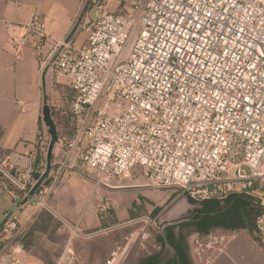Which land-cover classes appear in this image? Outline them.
Instances as JSON below:
<instances>
[{
  "label": "built area",
  "instance_id": "built-area-1",
  "mask_svg": "<svg viewBox=\"0 0 264 264\" xmlns=\"http://www.w3.org/2000/svg\"><path fill=\"white\" fill-rule=\"evenodd\" d=\"M110 1L92 0L79 48L52 41L39 11L7 40L32 48L74 93L35 207L48 209L66 175L80 174L107 189L140 175L146 188L197 203L244 194L264 209V0H118L115 11ZM39 175L0 168V185L27 197ZM21 231L16 219L3 223L0 264H27L8 245ZM254 231L264 243V213ZM128 245L104 264H124Z\"/></svg>",
  "mask_w": 264,
  "mask_h": 264
},
{
  "label": "crops",
  "instance_id": "crops-1",
  "mask_svg": "<svg viewBox=\"0 0 264 264\" xmlns=\"http://www.w3.org/2000/svg\"><path fill=\"white\" fill-rule=\"evenodd\" d=\"M82 1L0 0V168L3 170L16 173L31 167L34 178L43 172L46 146L50 139L42 120L43 93L44 89L45 92L49 89V78L53 76L32 48H13L7 44V40L12 34H21V25L30 20L34 11H39L44 17L50 39L64 43L82 9ZM117 5L118 0H111L109 10L115 11ZM87 13L90 16V12ZM74 38L70 43H74ZM18 101L23 103L22 110ZM39 156L42 158L38 159ZM66 176L57 194H61L71 208L58 205L64 216L60 218L90 233L92 229L105 227L99 218L92 216V202L85 207L87 197L92 201V182L78 186L73 177ZM139 188L142 187L100 188L98 194L100 199L105 197L112 204L121 200L128 207L127 217L121 215L120 220L113 205L121 223L131 219L132 206L140 204L141 197H147L146 191ZM25 198L24 192L12 188L8 193L0 185V236L3 223L7 219H16L22 231L8 245L17 252V258L27 264H60L52 246L56 245L58 250L61 246L45 244L43 238L59 234L62 229L56 228L54 222L42 228L39 208L30 206L29 201L24 204ZM188 206L192 204L186 197V202L182 201L181 206L170 215L169 221L177 219L184 211H190ZM194 235L197 234H191L188 238L189 256L193 264H264V243L258 240L254 228L225 229L218 236L220 241L205 252L204 261L194 255L191 246ZM91 236L89 234L88 237ZM2 245L0 238V249ZM24 245L27 249L22 248Z\"/></svg>",
  "mask_w": 264,
  "mask_h": 264
},
{
  "label": "rangeland",
  "instance_id": "rangeland-1",
  "mask_svg": "<svg viewBox=\"0 0 264 264\" xmlns=\"http://www.w3.org/2000/svg\"><path fill=\"white\" fill-rule=\"evenodd\" d=\"M85 1L86 0L82 1V7ZM90 16L94 18L96 16V11L92 9L90 11ZM85 39V33L81 30L78 31L73 41L74 46L79 48L84 44ZM43 66L45 67L44 64ZM48 86L49 89L46 90L47 100H49L48 105L54 113L57 130L60 131V136L66 135L68 134L67 127L69 119L60 112L69 111L70 104L74 98V93L67 86V78L61 75L50 76ZM43 171H45V166ZM68 177H73L76 180L75 184L78 186H85L88 182L90 183L88 178L84 175L70 174ZM123 184L127 185L126 187H142L139 189L146 191L145 195H147V197H141L140 204H134L132 206L133 213H130L131 219L121 221L120 223L117 217L119 216L120 220H122L121 215L127 217L126 214L129 213L128 207L121 202V200L112 204V202L105 197L100 199L98 191L100 188L104 187H97L92 183V201H89L90 198L87 197L85 207H88L90 202H92V216L99 218L101 223H104L107 227L92 229V233H90L91 231L84 230V237H71V233L63 228L61 224L59 217L64 216L58 209V205L61 207L65 205L67 208L71 207L68 206L67 201L61 194H57L61 188L60 186L55 195L47 200L46 205L49 208H39V215L45 218L43 226H47L49 223L54 222L56 228L62 229L61 233L49 235L47 236V239L43 236V242L45 244L47 242L50 246L51 243L61 246L60 250L56 249L58 248L56 245L52 246L53 248L55 247L53 252L60 259V264H104L110 253L117 246H124L127 241L129 242V254L124 264H137L140 258L160 250V246L156 244V235L159 234L158 231L164 224L163 216L167 214L176 203H179L182 200L184 201L186 195L181 194L180 191H174L172 189L146 188L145 181L140 175L133 176L128 183ZM62 200H64V203H62ZM28 201L30 202V206L35 207L36 201L33 200V197ZM251 201L256 206V208L250 212V225L254 228L257 217L264 213V209L253 200ZM102 203H109V210L106 215L100 211V205ZM113 205L116 208L118 216L115 213ZM155 207L160 210L156 216L152 214ZM188 207L191 208L190 211H184L176 220L189 217L192 211L197 208V205L192 204V206ZM224 230L225 229L218 228L209 236L205 237L194 235L195 238L192 240L191 246L193 247L195 257L199 259L197 255L200 253L201 256L199 260L204 261V254L209 249V239L211 237L219 236ZM174 231L176 233L177 229ZM89 234H92L93 236L88 237ZM1 237L2 235L0 238Z\"/></svg>",
  "mask_w": 264,
  "mask_h": 264
},
{
  "label": "trees",
  "instance_id": "trees-1",
  "mask_svg": "<svg viewBox=\"0 0 264 264\" xmlns=\"http://www.w3.org/2000/svg\"><path fill=\"white\" fill-rule=\"evenodd\" d=\"M51 116L57 127L52 110ZM39 158L41 159L42 157L39 156ZM189 202L197 205V208L192 211L190 216L185 218L183 222L169 226L163 230L167 243L174 248L176 255L166 249L163 238L157 234L156 244L160 246V250L140 258L137 264H193L189 256L188 248V238L191 234L205 237L209 236L218 228L231 230H252L253 228L250 225V212L256 206L244 194L230 195L222 202L209 200L197 203L190 199ZM159 212L160 210L155 207L152 214L156 216ZM39 216L42 217L41 215ZM44 223L45 218L42 217V228L46 227L43 226ZM103 225L105 226V224ZM175 229H177L176 233L174 231ZM22 248L27 249L25 245Z\"/></svg>",
  "mask_w": 264,
  "mask_h": 264
},
{
  "label": "water",
  "instance_id": "water-1",
  "mask_svg": "<svg viewBox=\"0 0 264 264\" xmlns=\"http://www.w3.org/2000/svg\"><path fill=\"white\" fill-rule=\"evenodd\" d=\"M92 0H86L71 31L69 32V34L67 35L64 43L68 44L70 43L73 38L75 37V35L78 33L79 31V27L83 21V19L85 18L90 5H91ZM42 120L43 123L45 125V127L47 128V132L48 135L50 137L49 139V144H48V148H47V152H46V157H45V171L44 173L39 177V179L37 180L36 184L33 186V188L30 190V192L28 193V196L25 198L24 200V204L27 203V201L34 196L35 192L37 191V189L39 188V186L42 184V182L48 177V174L50 172V168H51V160H52V154H53V150L56 147L57 143H58V130L57 127L52 119L51 116V109L48 105V100H47V96H46V92L44 89V93H43V107H42ZM247 198L251 199V197H249L248 195H245ZM183 201V200H182ZM182 201L179 203H176L168 212L167 214H165L164 217V224L161 226V229L158 231L159 235L163 238L165 247L174 255H176V252L174 250L173 247H171L165 238L164 232L163 230L169 226H174L180 222H183L184 219H174L173 221H169L170 215L173 214L174 210L178 207L181 206ZM186 202V199L184 200Z\"/></svg>",
  "mask_w": 264,
  "mask_h": 264
}]
</instances>
